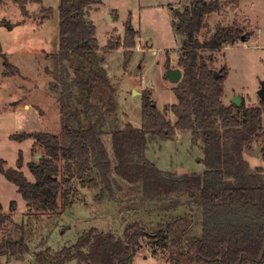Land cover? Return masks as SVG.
Returning a JSON list of instances; mask_svg holds the SVG:
<instances>
[{"label":"trees","instance_id":"16d2710c","mask_svg":"<svg viewBox=\"0 0 264 264\" xmlns=\"http://www.w3.org/2000/svg\"><path fill=\"white\" fill-rule=\"evenodd\" d=\"M9 1L24 18L29 2H41ZM101 3L59 0L57 50L47 54L52 64L47 72L57 95L60 130L8 137L18 143L31 139L30 152L39 157L27 163L33 182L21 171L20 152L16 168L7 167L0 158V175L16 187L26 208L24 219L15 224L16 234L1 238L0 258L30 255L35 264H131L145 242L153 256L157 251L167 253L168 264H264V168H251L244 158V152L264 137V102L223 104L228 69L223 65L215 78L211 68L223 48L246 41L247 34L237 24H218L200 40L206 16L221 8L219 0H187L183 8H171V26L181 37L177 66L182 76L173 88L177 103L169 107L175 123L144 91L141 128H121L115 124V88L94 62L98 46L88 11ZM3 4L0 0V8ZM51 12L44 11L41 22ZM2 25L8 30L13 27ZM136 37L127 20L121 45L133 48ZM115 45L108 42L103 50H113ZM0 57L3 76H16L18 69L1 46ZM165 65L168 69V60ZM177 132H189L193 145L201 149L202 171L177 175L159 170L146 159L150 141L172 140ZM259 154L264 161V145ZM82 191L95 192V201L129 203L134 213L138 208L156 213L157 228L150 229L143 219L123 217L120 236L90 228L57 251L45 244L31 250L34 221L59 219L84 201ZM16 210V202L11 201L4 214L0 203V232L13 223Z\"/></svg>","mask_w":264,"mask_h":264},{"label":"rangeland","instance_id":"374dc122","mask_svg":"<svg viewBox=\"0 0 264 264\" xmlns=\"http://www.w3.org/2000/svg\"><path fill=\"white\" fill-rule=\"evenodd\" d=\"M219 1L222 3L219 12L206 16L204 20L200 40L207 38L218 24H237L247 34L246 41L240 40L223 48L211 67L215 73L223 65L228 69L223 82L222 102L229 105L232 98L238 96L246 106H258V92L264 82V0ZM58 3L59 0L29 2L26 5L27 18L22 17L19 7L9 0H4L0 8L1 50L19 72L16 76L4 77L5 69L0 57V154L11 168L15 167L19 151L23 162L29 156V160L33 161L37 155L29 154L33 144L31 139L18 143L9 140L8 135L36 132L57 134L60 130L57 95L52 92L51 77L47 72L52 67L47 54L57 50ZM186 4L187 0H102L101 4L89 9L88 19L95 27L98 46L94 62L96 69L115 88L117 126L141 128V94L144 91L150 93V99L158 110L165 112L171 124L175 123V117L169 110L170 105L177 103L173 93L175 84L166 78L165 63L169 61L168 69H179L177 58L181 37L171 26V8L181 9ZM49 9L52 10L50 18L41 22L44 11ZM127 20L137 33L133 48L121 45ZM2 24L13 27L8 30ZM108 42L116 45L113 50L104 51ZM7 101L11 103L9 108L6 106ZM15 105L18 107L14 108ZM261 124L264 127V113ZM263 145L264 137L244 152V158L251 168H264V161L259 154ZM145 157L159 170L177 175L203 169L202 151L199 146L193 145L189 132H177L172 140L150 141ZM23 168L28 181L33 182L32 175ZM11 187L14 188L13 185ZM0 189L5 200L4 214L7 213L9 202L18 204L12 216L13 223H8L0 232L1 241V238L16 234L15 224L24 219L26 208L13 189L11 192L6 188ZM124 192L125 188L121 192L122 196ZM82 194L84 201L74 204L59 219L50 222L49 218L41 217L34 221L31 250H37L45 244L44 247L57 251L73 244L90 228L120 236L124 226L123 217L128 221L143 219L150 229H156L160 221L158 214H146L142 208L134 213V206L124 201H95L93 191H82ZM151 251L144 242L131 264H168L167 253L157 251L153 256ZM0 264L35 262L30 255H24L22 259L1 257Z\"/></svg>","mask_w":264,"mask_h":264},{"label":"water","instance_id":"95a60500","mask_svg":"<svg viewBox=\"0 0 264 264\" xmlns=\"http://www.w3.org/2000/svg\"><path fill=\"white\" fill-rule=\"evenodd\" d=\"M181 76H182V73L180 69H167L166 71V78L170 83L177 84L180 81ZM214 77L215 78L217 77V74L215 72H214ZM258 96H259L260 101L264 102V82L261 84L260 90L258 92ZM241 103H242V100L238 96H235L231 100V104L237 107H239ZM38 157L39 156L37 155L36 159Z\"/></svg>","mask_w":264,"mask_h":264},{"label":"crops","instance_id":"0c3cea01","mask_svg":"<svg viewBox=\"0 0 264 264\" xmlns=\"http://www.w3.org/2000/svg\"><path fill=\"white\" fill-rule=\"evenodd\" d=\"M13 103H16V101H13ZM11 103L9 102V101H7V108H9ZM15 107H18V105H15L14 106V108ZM27 108V107H26ZM29 108V107H28ZM8 137H9V135H8ZM9 139V138H8ZM32 147V146H31ZM30 150H31V148H30ZM30 150H29V154H30ZM20 152V151H19ZM19 152H18V154H19ZM21 153V152H20ZM18 154H17V158H18ZM0 158L1 159H3L4 161H5V158H4V156L3 155H1L0 154ZM30 156H29V158H28V160L27 161H25V162H23V160H22V167H21V171L23 172V174H24V168L23 167H25L26 169H27V163L28 162H30ZM16 161H17V159H16ZM16 161H15V167L14 168H16ZM6 162V161H5ZM6 165H7V162H6ZM8 167V166H7ZM9 168H11V167H9ZM28 170V169H27ZM25 175V174H24ZM26 177V176H25ZM27 178V177H26ZM4 179V177L3 176H1L0 175V188H6V189H8L10 192L12 191V189L15 191V193H17V191H16V187L13 185V187L14 188H10V185H12L11 183H9V182H7L5 179ZM9 183V184H8ZM2 189H0V203H1V205H2V208H3V210H4V205H5V200H4V198L2 197V191H1ZM18 194V193H17ZM19 195V194H18ZM20 196V195H19ZM15 197H16V195H15ZM20 198H21V196H20ZM18 199V198H17ZM16 199V200H17ZM22 199V198H21ZM18 201V200H17ZM24 202V201H23ZM10 203V202H9ZM17 204V203H16ZM9 205V204H8ZM17 206H18V204H17Z\"/></svg>","mask_w":264,"mask_h":264}]
</instances>
